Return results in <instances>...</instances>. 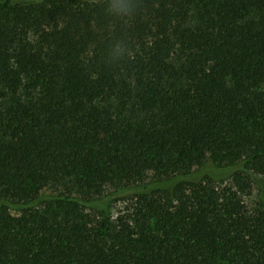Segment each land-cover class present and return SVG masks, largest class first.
Masks as SVG:
<instances>
[{"label":"trees","instance_id":"obj_1","mask_svg":"<svg viewBox=\"0 0 264 264\" xmlns=\"http://www.w3.org/2000/svg\"><path fill=\"white\" fill-rule=\"evenodd\" d=\"M105 7L0 0V264H264V0Z\"/></svg>","mask_w":264,"mask_h":264},{"label":"clouds","instance_id":"obj_2","mask_svg":"<svg viewBox=\"0 0 264 264\" xmlns=\"http://www.w3.org/2000/svg\"><path fill=\"white\" fill-rule=\"evenodd\" d=\"M100 0H93V3ZM105 15L117 21H131L143 8V0H103ZM131 57V48L126 38H120L108 45L105 62L118 65Z\"/></svg>","mask_w":264,"mask_h":264},{"label":"rangeland","instance_id":"obj_3","mask_svg":"<svg viewBox=\"0 0 264 264\" xmlns=\"http://www.w3.org/2000/svg\"><path fill=\"white\" fill-rule=\"evenodd\" d=\"M205 166V167H204ZM204 170L203 168H200L197 170V172L201 173L202 171L206 174H212L214 177H216V179H218L220 182L222 183H229L231 182L232 179V173H228V171L225 170H221L219 168H213L210 164H206L204 165ZM151 176V175H150ZM153 176L148 178L149 180H152ZM46 192H51L50 190H47ZM255 196H256V188L255 190H253L252 195L251 196H246L245 200L248 204H253L255 201ZM126 204L123 202H118L112 205V209H111V213L113 215V217H117L120 214H124V212L126 211Z\"/></svg>","mask_w":264,"mask_h":264}]
</instances>
